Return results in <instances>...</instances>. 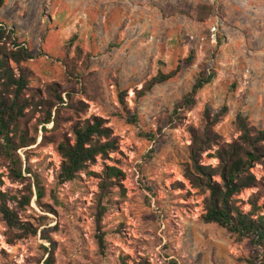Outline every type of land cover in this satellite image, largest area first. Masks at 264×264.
I'll return each mask as SVG.
<instances>
[{
	"label": "rangeland",
	"instance_id": "1",
	"mask_svg": "<svg viewBox=\"0 0 264 264\" xmlns=\"http://www.w3.org/2000/svg\"><path fill=\"white\" fill-rule=\"evenodd\" d=\"M0 21L33 55L22 64L31 75L19 98L27 105L16 133L34 138L17 150L23 172L29 169L22 181L7 178L9 161L0 158V204L4 198L36 230L10 228L0 213V264H42L48 253L54 264H246L247 241L201 220L207 192L193 189L182 168L189 128H203L205 109L213 116L225 108L214 127L221 142L237 138L238 114L264 129V0H5ZM189 51L193 59L185 65ZM178 63L175 77L135 94L157 70L167 73ZM199 72L213 77L193 107L171 120L174 103ZM50 84L63 103L47 90ZM123 91L125 106L117 98ZM91 116L111 129L116 150L59 183L56 142L71 136L74 121ZM215 148L203 153L202 164L217 163ZM108 166L123 175L106 179ZM253 172L264 184L262 166ZM35 176L43 190L39 204ZM29 186V205L19 203ZM258 191L264 216L263 187L244 189L236 199L247 212Z\"/></svg>",
	"mask_w": 264,
	"mask_h": 264
},
{
	"label": "trees",
	"instance_id": "2",
	"mask_svg": "<svg viewBox=\"0 0 264 264\" xmlns=\"http://www.w3.org/2000/svg\"><path fill=\"white\" fill-rule=\"evenodd\" d=\"M5 0H0V9ZM210 12V6H201ZM206 14H208L206 12ZM203 19V18H201ZM33 58L25 42L18 41L15 30L0 21V158L9 161L7 178L11 182L22 181V162L17 150L34 142V138L28 139L25 131L17 135L16 129L19 117L22 115L27 100L19 99L22 91L27 88L31 73L22 64ZM193 51H189L183 60L185 65L192 62ZM178 63L174 69L167 73L157 70L156 74L144 82L135 94L143 96L154 86L164 83L180 71ZM213 75L199 72L194 79L190 89L174 103L170 119H179L181 113L190 110L195 104V95L208 84ZM47 90L61 100V91L53 84L47 85ZM125 92H118L119 104L125 106ZM69 97V94H66ZM82 109L86 105L78 102ZM72 108L76 109L75 105ZM225 113L222 107L210 116L207 109L203 112L204 124L202 129L189 128L190 144L188 145L187 161L183 163L182 176L188 181L193 189L202 193L207 192L203 198V210L201 220L204 223H215L234 235L237 241L246 240L249 248L248 256L244 258L246 264H264V216L259 214L260 206L256 201L261 191L251 194L248 202L250 209L244 212L236 196L242 190L250 187H263L262 181L250 171L256 164L262 166L264 171V129H255L250 125L246 116L238 114L235 118V127L238 132L236 139L229 143L221 142L214 127ZM50 112L47 111L45 122H49ZM58 111L52 119L56 124ZM171 122V121H170ZM12 134V135H10ZM71 136L63 134L56 142L55 150L60 157V164L56 179L59 183L71 181L75 176L86 169L89 164L99 157L102 160L108 158V154L116 150V140L112 136L110 128L104 125L100 117L91 116L83 120L74 121L70 127ZM216 147L213 158L217 160L215 165L202 164V155L207 150ZM29 173V172H27ZM106 179L119 178L123 175L121 170L113 166L105 167L103 170ZM2 173H0V183ZM35 202L39 204L43 197V190L39 184L38 177L34 178ZM103 190L107 189L105 181L100 185ZM28 194L21 197V202L29 205L32 192L30 186ZM4 197V193H0ZM2 219L10 228L21 229L25 234H36V230L27 227L25 222L17 218L15 212L5 205L3 198L0 204ZM101 212L99 211L98 215ZM99 223V217L97 219ZM44 237L47 238L44 234ZM96 243L99 249L104 248L103 234L98 228ZM42 264H54L53 254L47 255Z\"/></svg>",
	"mask_w": 264,
	"mask_h": 264
},
{
	"label": "built area",
	"instance_id": "3",
	"mask_svg": "<svg viewBox=\"0 0 264 264\" xmlns=\"http://www.w3.org/2000/svg\"><path fill=\"white\" fill-rule=\"evenodd\" d=\"M253 168H254V167H252V168L250 169V171L254 174V172H253Z\"/></svg>",
	"mask_w": 264,
	"mask_h": 264
}]
</instances>
